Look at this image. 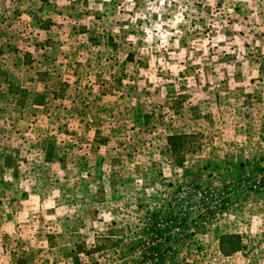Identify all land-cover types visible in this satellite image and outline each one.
I'll return each mask as SVG.
<instances>
[{"label": "rangeland", "instance_id": "374dc122", "mask_svg": "<svg viewBox=\"0 0 264 264\" xmlns=\"http://www.w3.org/2000/svg\"><path fill=\"white\" fill-rule=\"evenodd\" d=\"M0 264H264V0H0Z\"/></svg>", "mask_w": 264, "mask_h": 264}, {"label": "trees", "instance_id": "16d2710c", "mask_svg": "<svg viewBox=\"0 0 264 264\" xmlns=\"http://www.w3.org/2000/svg\"><path fill=\"white\" fill-rule=\"evenodd\" d=\"M174 140H179L181 139L180 137H173ZM172 147H174V149H176L177 145L176 144H172ZM225 253V252H224Z\"/></svg>", "mask_w": 264, "mask_h": 264}]
</instances>
